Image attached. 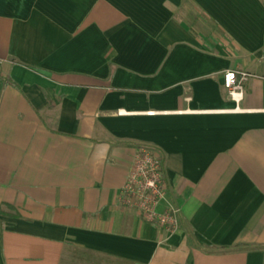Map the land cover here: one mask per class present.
<instances>
[{
	"label": "crops",
	"instance_id": "0c3cea01",
	"mask_svg": "<svg viewBox=\"0 0 264 264\" xmlns=\"http://www.w3.org/2000/svg\"><path fill=\"white\" fill-rule=\"evenodd\" d=\"M140 146L176 231L121 199ZM79 252L264 264V0H0V264Z\"/></svg>",
	"mask_w": 264,
	"mask_h": 264
},
{
	"label": "built area",
	"instance_id": "2783aa9c",
	"mask_svg": "<svg viewBox=\"0 0 264 264\" xmlns=\"http://www.w3.org/2000/svg\"><path fill=\"white\" fill-rule=\"evenodd\" d=\"M253 76L247 71L227 69L223 73L224 87L231 99H243L244 82ZM125 204L137 208L144 220L169 231L179 228L180 207L168 202L161 159L147 146H140L135 154L126 181L121 189ZM164 203V209L159 206Z\"/></svg>",
	"mask_w": 264,
	"mask_h": 264
},
{
	"label": "rangeland",
	"instance_id": "374dc122",
	"mask_svg": "<svg viewBox=\"0 0 264 264\" xmlns=\"http://www.w3.org/2000/svg\"><path fill=\"white\" fill-rule=\"evenodd\" d=\"M79 255V256H78ZM78 257L77 259L79 260V261H66V262H64L63 264H114V262L113 261H107V260H104V259H100L99 257H95V256H90V255H88V254H85V253H78V254H76L75 255V257Z\"/></svg>",
	"mask_w": 264,
	"mask_h": 264
}]
</instances>
